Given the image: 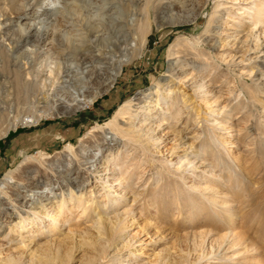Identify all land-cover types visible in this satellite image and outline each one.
I'll use <instances>...</instances> for the list:
<instances>
[{"label": "rangeland", "instance_id": "obj_1", "mask_svg": "<svg viewBox=\"0 0 264 264\" xmlns=\"http://www.w3.org/2000/svg\"><path fill=\"white\" fill-rule=\"evenodd\" d=\"M45 1L34 18L20 16L30 0H0V182L16 177L0 264H264L263 0ZM29 21L37 35L15 49ZM146 91L159 130L131 118ZM129 100L118 133L103 129ZM117 214L113 244L94 220Z\"/></svg>", "mask_w": 264, "mask_h": 264}, {"label": "bare ground", "instance_id": "obj_2", "mask_svg": "<svg viewBox=\"0 0 264 264\" xmlns=\"http://www.w3.org/2000/svg\"><path fill=\"white\" fill-rule=\"evenodd\" d=\"M48 1V0H47ZM54 1V0H53ZM178 1V0H177ZM44 2L46 3V1L45 0H30V3H28L26 6H25V10H24V13L22 14V15H20L21 17H24V16H26V17H36L35 15L38 13L37 11H39L40 9H42L43 11H47L48 10V7L46 6V7H43L44 6ZM56 2H57V4H59V1L58 0H56ZM165 2V1H164ZM27 3V2H26ZM65 3V2H64ZM170 3V5H176L177 6V4H176V0H172V2H169ZM262 3H264V0H263V2ZM48 5V4H47ZM63 5V4H62ZM59 7V6H58ZM44 8V9H43ZM169 9V8H167L166 6H163V9ZM251 8V7H250ZM32 10L31 11V13H29L28 12V10ZM171 9V8H170ZM57 10V9H56ZM59 10H61V9H59ZM261 10V9H260ZM259 10V11H260ZM64 11V10H63ZM160 11V10H159ZM59 12H61V11H59ZM248 11H246V13H247ZM20 13V12H19ZM58 13V12H57ZM257 19L258 20H262V17H263V15H262V13H259V12H257ZM68 17V16H67ZM66 17V18H67ZM4 19V18H3ZM100 22V21H99ZM105 22V21H104ZM68 24V23H67ZM25 25V24H24ZM36 26V24H35V22L33 21H29L24 27H22V28H20L21 30H19V31H21L22 32V34H21V36L19 37V40H18V42L16 43V45L15 46H13L15 49L16 48H18V46H19V44H21V43H26L27 41H28V39L30 38V37H33V36H36L37 34L34 32V33H32L33 32V28ZM93 26V25H92ZM95 27V26H94ZM94 27L92 28L93 30H94ZM74 30H75V28H74ZM44 31V30H43ZM67 31V30H66ZM14 32V31H13ZM65 32V31H64ZM69 32V31H68ZM67 32V33H68ZM248 32V31H247ZM18 34V33H17ZM39 34V33H38ZM63 34V33H62ZM61 34V35H62ZM67 35V34H66ZM62 37V36H61ZM70 37V36H69ZM37 38H39V37H37ZM52 38V37H51ZM15 41V40H14ZM176 43V42H175ZM175 43L172 45L173 47H174V45H175ZM14 44V43H13ZM71 45V44H70ZM86 45V44H85ZM69 46V45H68ZM80 46V45H79ZM171 46V47H172ZM72 48V47H71ZM73 49V48H72ZM83 51V50H82ZM263 52V51H262ZM45 53V52H44ZM47 54V53H46ZM40 55V54H39ZM37 56V55H36ZM261 56H264V54H261ZM260 57V56H259ZM234 58V57H233ZM40 59V58H39ZM231 60H233V59H231ZM36 61H38V60H36ZM46 61H47V59H46ZM238 62V61H237ZM55 63V62H54ZM49 67H48V69H49V71H50V73H54V71L56 70V69H54L55 67L53 66V65H50V63H49V65H48ZM42 67V66H41ZM60 68V67H59ZM58 68V69H59ZM61 69V68H60ZM69 69V66H68V68H67V70ZM96 69V68H95ZM84 70V69H83ZM99 71V70H98ZM119 72V70L117 71V73ZM63 73H64V71H63ZM116 73V74H117ZM91 74V73H90ZM59 75V74H58ZM68 75V74H67ZM66 75V76H67ZM59 76H61V75H59ZM65 76V77H66ZM64 77V76H63ZM58 79H60V77L58 78ZM63 83H65V80H63ZM69 84V83H68ZM199 91H200V89H199ZM203 93V92H202ZM161 94H162V92H161ZM165 93H163L162 95L163 96H165L164 95ZM157 96V94L155 93L154 94V92L153 91H146V93H145V96H143L142 97V99L144 100L143 101V105L142 106H140V108L142 109V110H139V105H140V103H142L141 101L138 103H136L135 105L137 106L136 108H138V110H133V113L131 114L130 112H131V106H132V101L131 100H129V102L127 103V104H123L117 111H116V113H115V115L113 116V120L110 122L109 121V123L107 122V123H105L103 126H101V127H103V129H109V130H114V131H118L121 127H119V125H120V122H118V121H120L121 119H124V118H126L127 116L126 115H128L129 113L131 114V118L132 119H139V117L140 116H142L143 117V120L141 121L140 120V122H145L144 124H148V126L149 127H155V129L156 130H159V129H161V128H163L162 126H164L163 124L161 125L160 123L159 124H157V125H154V123L152 122V120L151 119H154V118H157L156 116H154V115H152V113L154 112V110H155V108H156V106H159V103H158V101L157 100H154V101H156L155 103L154 102H152V101H150V100H146V99H149L150 98V96ZM162 99V98H161ZM176 99H177V97H176ZM178 99H179V97H178ZM163 100H164V102H166L167 104L169 103V106H171L173 103H172V101L170 102V101H168V100H166V97L165 98H163ZM131 101V102H130ZM154 103V104H153ZM208 103V102H207ZM166 104V105H167ZM71 105V104H70ZM144 105H146V106H144ZM207 105V104H206ZM214 105V104H213ZM187 107V106H186ZM158 109H160V108H158ZM186 109H188V107L186 108ZM157 111V110H156ZM162 111V115L161 116H164V118L163 119H161V121H164V119L165 120H167V118H166V116H169V114L170 113H167V110H161ZM160 111V112H161ZM212 114V113H211ZM126 116V117H125ZM117 118H120V119H117ZM127 119V118H126ZM141 119V118H140ZM31 120V119H30ZM115 120H116V123H115ZM27 121V118L25 117V118H23L22 119V122H26ZM148 121V122H147ZM159 122V121H158ZM112 123H115L116 125H115V127H113L112 125H114V124H112ZM167 123V122H166ZM144 124L142 123L141 125H139V126H136V123L135 122H130V124L128 125V129H130V127H132V129L133 130H130V131H128L127 133H124L125 135L126 134H130V132H132L133 134H136V136H138V138L140 139V138H142V135H140L139 133H136L137 132V130H138V128L139 127H141V126H144ZM145 127V126H144ZM149 127H147L148 129H150ZM152 129V128H151ZM151 129H150V131H151ZM115 132L114 134H117L118 132ZM147 131V132H146ZM149 130H145V132L146 133H149L148 132ZM154 131V130H153ZM106 132V131H105ZM109 132H111V131H109ZM123 132V131H122ZM144 132V131H143ZM155 133V132H154ZM138 134V135H137ZM121 135V134H120ZM123 135V134H122ZM121 135V136H122ZM143 136H144V134H143ZM124 137V136H123ZM130 137V136H129ZM147 138V137H146ZM150 139V138H149ZM155 140V139H154ZM157 140V139H156ZM160 141V140H159ZM157 142H158V140H157ZM156 143V141L153 143V144H155ZM67 150L70 152V147H69V145H67ZM188 161V160H187ZM177 162V161H176ZM177 163H181V162H177ZM192 163L193 162H191V164H190V162H187V163H184L185 164V171H189V170H191V166H189V165H192ZM200 164V163H199ZM174 166V165H173ZM178 166V165H177ZM176 166V167H177ZM180 167V165L178 166V168ZM190 167V168H189ZM177 169V168H176ZM177 170H179V169H177ZM197 171V170H196ZM204 171H206V169H203V173H205ZM207 172V171H206ZM209 172V171H208ZM15 172L14 171H9V172H7L6 174H5V176L3 177V179H2V181L0 182V204H2V201H1V199L4 197V195H5V192H6V190L9 188V187H11V185H15V181H16V177H15V174H14ZM185 173V172H184ZM108 174H110V173H108ZM96 176V175H95ZM104 176V175H103ZM108 177V176H107ZM117 177V176H116ZM189 177V176H188ZM208 178H213V175L211 174ZM101 180V179H100ZM108 180V179H107ZM139 181V180H138ZM108 182V181H107ZM124 182V181H123ZM125 183V182H124ZM106 184V183H105ZM206 184V183H205ZM19 185V184H18ZM108 185V184H107ZM109 185H111V184H109ZM121 186V185H120ZM205 186V185H204ZM193 186H191L190 188H192ZM110 188H111V190H113L114 189V187H113V185H111L110 186ZM194 189L193 190H191V191H194V193L197 191V190H195V189H198V187L197 186H195V187H193ZM14 189V188H13ZM122 189V188H121ZM127 190V189H126ZM205 190V189H204ZM11 191H12V189H11ZM10 191V192H11ZM14 191V190H13ZM110 191V190H109ZM200 191H201V189H200ZM199 191V192H200ZM9 192V193H10ZM113 192V191H112ZM204 192V191H203ZM8 193V194H9ZM17 193V192H16ZM115 193H117L116 195L118 196V199H113L112 200V203L111 204H114V205H119V202H120V198H119V196L121 195L122 196V194H121V191H118V190H115L114 191V194ZM110 194V193H109ZM108 194V195H109ZM197 194V193H196ZM7 195V194H6ZM71 195H72V193H71ZM120 196V197H121ZM199 196V195H198ZM210 196V195H209ZM209 196H200L201 197V199H203V198H206V200L207 199H210V198H208ZM212 196V195H211ZM16 197V196H15ZM71 197H73V196H71ZM6 199H7V197H5ZM17 198V197H16ZM212 198H213V196H212ZM72 198H70V200H71ZM111 199V198H110ZM124 199V198H123ZM9 200V199H8ZM11 200V199H10ZM12 201V200H11ZM10 201V202H11ZM208 202H210L209 200H207ZM4 202V201H3ZM219 203H220V207H222V208H226V210L227 211H229V212H231V210H229V208H228V206L229 205H227L226 203H225V201L224 200H219L218 201ZM50 203V202H49ZM212 203V202H211ZM10 204V203H9ZM12 206H14L15 208H16V204L15 203H12L11 204ZM46 205V204H45ZM2 206V205H1ZM4 206H5V204H4ZM10 206V205H9ZM63 206V205H62ZM217 206V205H216ZM219 207V208H220ZM115 208V207H114ZM17 209V208H16ZM9 210V209H8ZM14 210V209H13ZM12 210V211H13ZM49 210V209H48ZM53 210V209H52ZM61 210V209H60ZM60 210H58V212L60 213ZM87 209L85 208L84 209V212L86 211ZM46 211V210H45ZM14 212V211H13ZM31 213V212H30ZM58 213V214H59ZM16 214V213H15ZM122 214V213H121ZM60 215V214H59ZM59 215H57L56 213L55 214H53V213H51V212H45L42 216H43V218L45 217V218H47L48 219V221H49V223L50 224H52V225H59L60 224V222H59ZM34 216V215H33ZM21 217V216H20ZM118 217H120V214H117L114 218H109V217H107V216H100V215H97V217H96V219L94 220V226H100V227H102V232H100V234L101 235H103V237L104 238H107V240H111V242H113V244H114V242H116L115 241V239L116 238H118V237H120L121 236V227H120V224L119 223H117V222H115V223H113V219L114 220H116ZM21 219V218H20ZM28 220V219H27ZM27 220H22V221H19L18 223H15L14 225H12L11 226V231H14V233L15 232H17L18 233V235L17 236H19V239H20V241H22V242H25V240L27 239L26 237H27V234H24V233H28L29 231H32L33 230V228H34V226H35V224H36V220L35 221H30V223L28 224V225H31V226H29V228H27L26 226H27V222H25V221H27ZM33 220V219H32ZM112 222V223H111ZM65 225V224H64ZM10 226V225H9ZM47 226V225H46ZM60 226V225H59ZM68 226V225H67ZM1 227V226H0ZM71 227V226H70ZM108 227L110 228V230L108 231ZM50 228V227H49ZM52 228V227H51ZM53 228H54V226H53ZM61 228V227H60ZM72 228V227H71ZM43 230V229H42ZM4 231V230H3ZM47 231V230H46ZM39 232V231H38ZM49 232V231H48ZM9 233V232H8ZM46 233V232H45ZM69 233V232H68ZM123 233V232H122ZM3 234V233H2ZM5 234H6V232H5ZM12 234V233H11ZM39 234V233H38ZM7 235V234H6ZM41 235H43V234H41ZM39 236V235H38ZM57 236V235H56ZM53 238V237H52ZM59 238V237H58ZM22 239H25V240H22ZM51 239V238H50ZM49 239V240H50ZM121 240V239H120ZM30 242V241H29ZM18 243V242H17ZM36 243V242H35ZM47 243H49V242H47ZM47 243H43V244H45V245H47ZM118 243V242H117ZM21 244V243H20ZM43 244H41V245H43ZM40 245V244H39ZM40 245V246H41ZM3 246V245H2ZM19 246V245H18ZM18 246L16 247V248H18ZM23 246V248L21 247V249H25V251L27 252H29V253H31V254H33V250L31 249L33 246H32V244H25V245H22ZM4 247V246H3ZM3 247H1V249L3 248ZM0 249V250H1ZM14 249V248H13ZM20 249L18 248L17 250H14V251H19ZM34 254H35V252H34ZM140 254H142V253H140ZM13 255V254H12ZM12 255H9V256H7V257H5L2 261H1V264H16V259L14 258V256H12ZM30 259V258H29ZM52 259H51V257L49 256V255H47V254H43V255H41V257H40V262L42 261L43 263H45V264H47V262H49V263H51L52 261H51ZM127 263V262H126Z\"/></svg>", "mask_w": 264, "mask_h": 264}]
</instances>
